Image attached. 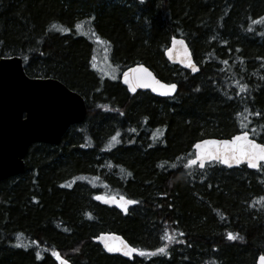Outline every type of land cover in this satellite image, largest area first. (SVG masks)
Listing matches in <instances>:
<instances>
[{"label": "trees", "instance_id": "trees-1", "mask_svg": "<svg viewBox=\"0 0 264 264\" xmlns=\"http://www.w3.org/2000/svg\"><path fill=\"white\" fill-rule=\"evenodd\" d=\"M259 17L264 0H0V58L19 57L28 77L56 79L87 106L57 146L32 145L24 172L0 182V264H58L53 251L70 264H255L264 170L183 165L200 139L247 131L264 144V23L251 24ZM173 37L197 75L164 59ZM136 64L175 83L174 97L129 96L118 75ZM95 196L136 203L123 216ZM165 228L184 233L167 256L155 252ZM101 233L145 255L104 254L93 242Z\"/></svg>", "mask_w": 264, "mask_h": 264}, {"label": "water", "instance_id": "water-1", "mask_svg": "<svg viewBox=\"0 0 264 264\" xmlns=\"http://www.w3.org/2000/svg\"><path fill=\"white\" fill-rule=\"evenodd\" d=\"M173 38L183 40L181 38ZM173 38L170 39L168 47L163 52L164 59L168 64L179 67L191 76L197 75L199 73V67L194 62L192 54L184 40L183 47L176 46L179 48V54L174 50L172 53L173 59L170 60L168 58L166 52L168 48L173 47ZM185 48L187 49L186 55L197 66L198 71L195 73L191 71L190 67L180 63V60L185 56ZM137 66L145 67L142 64H136L125 69L118 76L119 84L125 88L129 96H134L136 93L142 92L149 93L161 99L174 97L177 87L171 93L163 94L153 92L150 88H137L135 92H129L127 85L123 83V74L129 69ZM149 71L155 79L159 80L151 70ZM86 114L87 106L82 96L78 93L68 89L56 79L28 77L23 70L22 60L19 57L0 58V182L11 177L19 176L24 172L25 158L32 145L46 144L57 146L67 130L74 125L81 124ZM232 137L205 138L195 143L202 140H230ZM249 139H251L250 135ZM192 151L194 157L195 150L193 147ZM205 163L206 166L217 163L227 170L245 166L249 171H259V169L248 168L247 163L244 161H242L240 165L231 166L221 164L215 160L206 161ZM261 163L264 164V162ZM196 167L199 171L203 170L200 169L198 165H196ZM107 198L102 200L94 198V201L104 207L116 210L123 216L127 215L128 210L135 205V203L128 204L121 208L119 203L120 197H112L115 198L117 203L106 202ZM103 236L119 237L120 240L127 243L120 235L114 233H101L97 237ZM93 242L98 244L102 252L109 256H119L127 261H131L135 254V252H133L131 256L128 257L124 256L121 252H108L101 240L94 238ZM114 242L118 243V241ZM260 256L261 255L257 256L255 264H259ZM58 264H60V261H58ZM67 264L70 263L67 261Z\"/></svg>", "mask_w": 264, "mask_h": 264}, {"label": "snow or ice", "instance_id": "snow-or-ice-1", "mask_svg": "<svg viewBox=\"0 0 264 264\" xmlns=\"http://www.w3.org/2000/svg\"><path fill=\"white\" fill-rule=\"evenodd\" d=\"M143 2V0H141ZM264 23V17H259L258 19L251 20V24H258ZM52 27H56L52 25ZM77 29L81 27L80 24L75 26ZM249 31H252V28L249 27ZM62 31L67 32V28H63ZM99 39V37H97ZM173 47L168 48L166 54L168 58L171 60L173 59V51L175 50L177 54H179V48L176 46L183 47L184 41L177 40L175 38L172 39ZM185 56L183 59L180 60V63L185 64L187 67L191 68L193 73L197 72V66L188 58L186 55L187 49H184ZM239 51V49H237ZM239 59V57H237ZM227 63V61H224ZM114 71V69H113ZM108 75V73H105ZM264 79V77H262ZM123 83L127 85L129 92H135L137 88H150L153 92L159 93H171L177 87L175 83L171 84H164L161 83L159 80L153 77L152 73L143 66H137L134 68L129 69L128 71L124 72L123 74ZM240 92H244L247 90V85L245 84H238L237 85ZM231 98V97H229ZM245 112H248V109H244ZM252 115H260V113H251ZM240 113H237L239 116ZM147 119V118H145ZM247 119V116L244 117ZM241 127H245L244 124H241ZM134 131V130H133ZM119 133H117V136ZM163 135V132H154L153 137L159 139V136ZM112 140H116V136L112 137ZM193 149L195 150L194 157L187 159V162L183 165L184 168H192L193 166L198 165L200 169H204L206 167V161L215 160L221 164L225 165H240L242 161L247 163L248 168L250 169H261L264 170V144L257 143L254 140L249 139V133L247 131H243L238 135L233 136L230 140H202L195 144H193ZM130 175V174H129ZM97 200L104 199L101 196L94 197ZM259 201H264V197H260ZM257 201V203H259ZM106 202L117 203L115 198L109 197L107 198ZM119 203L121 208L124 205L136 203V201L131 199H125L123 196L119 198ZM252 205H250L251 207ZM19 235V234H18ZM176 235L183 236L184 233L179 232L178 229H173L171 233L167 228L164 229L163 235H161L160 239L163 241H167L163 246L158 247L155 249L156 253L163 254L167 256L169 253L166 251L171 243H183L184 241H177ZM95 239L101 240L104 244L105 249L108 252H121L124 256L130 257L133 252H138L140 256H144L145 253L140 251L136 248L130 247L127 243L123 240H120L119 237H96ZM228 240H235V239H243V237L238 236V234L228 232L227 233ZM114 241H118L115 243ZM33 243H36L33 241ZM19 246V245H17ZM52 256L55 257L60 264H67V261L62 260L59 254L55 251L52 252ZM37 259H40V253H36ZM207 264V262H206ZM259 264H264V255L259 257Z\"/></svg>", "mask_w": 264, "mask_h": 264}, {"label": "rangeland", "instance_id": "rangeland-1", "mask_svg": "<svg viewBox=\"0 0 264 264\" xmlns=\"http://www.w3.org/2000/svg\"><path fill=\"white\" fill-rule=\"evenodd\" d=\"M93 19H94V16L92 15Z\"/></svg>", "mask_w": 264, "mask_h": 264}]
</instances>
